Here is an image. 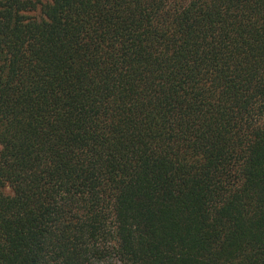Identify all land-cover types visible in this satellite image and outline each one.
Returning a JSON list of instances; mask_svg holds the SVG:
<instances>
[{"label":"trees","instance_id":"16d2710c","mask_svg":"<svg viewBox=\"0 0 264 264\" xmlns=\"http://www.w3.org/2000/svg\"><path fill=\"white\" fill-rule=\"evenodd\" d=\"M264 264V0H0V264Z\"/></svg>","mask_w":264,"mask_h":264},{"label":"rangeland","instance_id":"374dc122","mask_svg":"<svg viewBox=\"0 0 264 264\" xmlns=\"http://www.w3.org/2000/svg\"><path fill=\"white\" fill-rule=\"evenodd\" d=\"M105 264H118L115 260H109Z\"/></svg>","mask_w":264,"mask_h":264}]
</instances>
